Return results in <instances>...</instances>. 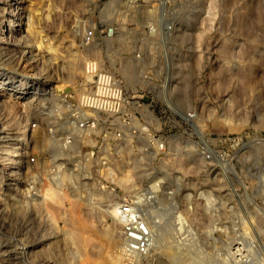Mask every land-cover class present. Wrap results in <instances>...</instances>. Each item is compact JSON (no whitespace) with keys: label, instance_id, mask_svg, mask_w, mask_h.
<instances>
[{"label":"rangeland","instance_id":"obj_1","mask_svg":"<svg viewBox=\"0 0 264 264\" xmlns=\"http://www.w3.org/2000/svg\"><path fill=\"white\" fill-rule=\"evenodd\" d=\"M16 1L21 5L22 15V25H18L22 29L17 38L21 37L32 51L26 58L22 48L17 50L19 62L13 74H16L15 78H32L37 73L34 81H38L43 89H40L41 96L53 90L58 92L59 99L66 91L75 94L74 90L83 87L86 63L98 60L103 68L112 71L123 82L126 91L127 87L135 90L145 102H152L157 108L165 109L167 102L179 111L197 108L195 122L200 135L196 140L209 141L212 147L219 143L217 138L224 131L252 128L255 101L260 109L264 108V0H0V20L7 18V27L1 37L10 31L8 17L14 16ZM111 5L122 12L121 18L115 15V9L107 14ZM89 29H93L95 35L86 43L83 37ZM120 33L126 36L127 42L119 46L117 35ZM128 58H138V67L144 68L142 74L138 73L140 77L134 75L136 79L132 81L131 77L130 82L120 71ZM32 60L34 67L29 69L26 63ZM71 67H75V73ZM4 69L11 72L6 66ZM71 74L76 75L75 80ZM0 93L4 102L0 107V134L4 129L8 131L14 121H28L30 124L33 139L25 168L35 180L33 182L30 178L29 182L35 186L33 191L37 188L48 190L51 185L59 188V184H53L52 178L45 176L53 172L51 167L56 163L51 155L53 144L49 146L55 140L47 142L45 128L47 120L52 122L65 117L64 107L60 111L55 108V112L45 118L46 111L34 113L39 105L36 98L27 106V99L8 89ZM225 100L233 107L231 123L234 124L229 127L222 123L221 104ZM144 116L167 141L166 152H150L152 165L156 166L150 171L155 168L159 171L163 166L164 169L170 168L171 171L167 170L175 175L171 174L165 184L167 187L163 190L167 192L160 196L164 203L159 209L166 213V218L171 213V219L174 218L178 226L184 221L187 223L188 230L181 233L193 240L190 242L193 246L191 255L194 254L200 264H216L219 258L225 259L221 264H235L230 252L241 239L244 249L251 254L249 264H264V160L261 159L264 152L249 147L233 165L221 162L220 167L210 166L201 158L198 144L189 141L183 133L178 116H169L167 112L159 114L157 120L149 112H144ZM110 120V124L102 123L93 134L89 133L91 139L86 142L75 134V130H70L68 124L61 128L59 125L57 138L73 134L78 140L76 151L70 153L77 159L66 160L70 165L68 172L73 170L74 174L63 186L70 193L78 188L87 194L95 182L96 187L104 191L107 188L118 194L123 192L121 195L135 202L138 198L151 203L152 200L145 201L146 186L150 184L148 176H134L138 190L133 196L126 191L127 180L123 184L119 182L127 169L129 157L127 149L121 150V146L128 145V138H136L127 136V115H116ZM34 122H37L36 127L32 128ZM132 144L138 153L139 146H147L145 139ZM258 151L261 152L258 154ZM78 162L81 164L76 165ZM85 163L90 166L89 174L83 168ZM25 171L18 174L20 180L16 178L18 184L14 185L5 177L2 180L0 175L5 193H10L8 189L11 187H18L20 191H17L16 198H23L21 188H25L28 176ZM5 193H1L0 203L6 201L8 207H13L16 200L12 193L7 196ZM2 196L6 199H1ZM105 199L101 203H106ZM86 209H79L77 213L81 214L78 216L93 224L99 234L92 241L85 240V244L80 245L83 247L81 251L68 231L74 226L67 229L69 226L64 225L65 220L62 222L60 210H53L56 224L51 225L50 234H45V239L41 237L43 232L35 233L34 230L43 226L39 220L41 217L33 219L29 236L39 242L35 257L48 259L50 264L104 263L103 256L113 248L107 233L109 226L104 220L106 217L100 215L102 210ZM7 212L0 206V223H4L6 229L13 230L25 221L24 210ZM56 215H61L60 219ZM177 234L180 235L179 231ZM2 260L0 254V262ZM183 260V254L172 257L163 252L157 259H149L147 264H182Z\"/></svg>","mask_w":264,"mask_h":264},{"label":"bare ground","instance_id":"obj_2","mask_svg":"<svg viewBox=\"0 0 264 264\" xmlns=\"http://www.w3.org/2000/svg\"><path fill=\"white\" fill-rule=\"evenodd\" d=\"M19 4L20 3L17 1L14 3L15 5L14 9L16 10L15 12L12 13V15L14 16H12V18L8 17V25L10 27V31L6 35L4 36L2 35L3 37L0 36V92H3L5 89H8V91H10L12 94H17V96L27 99L25 101L27 106L28 104L31 105V103L33 102V99L36 98L38 100L37 102L39 103V105L37 108L34 109V113L35 112L45 113L44 111H46V116H45L46 118L49 114H52L55 112L56 110L55 108L58 109L57 111H60L63 108L62 107L63 103L61 99H59L58 92H54L53 90V91H49L51 95L47 93L46 96L44 95L41 96L42 94L41 90L43 89L40 88V84H38V82L34 81V78L37 73L35 74L33 73L34 76L32 75L33 76L32 78H29V77L15 78L16 74L15 75L13 74V72L15 73L16 65L19 62L16 56V54L18 53L17 50H19V48L20 49L22 48L25 52V54H23V57H26V58L30 57V56H27V54H29L32 51L30 49L31 46L27 48V45H25L26 43L24 42V40H22L21 37L17 38V35L20 34L19 32L22 29V26H18V25H22V15L20 13L21 5L19 6ZM108 8L109 10H107V14H110L111 11L115 9L114 5H111ZM117 10L115 9L116 14L115 13L114 14L117 15L119 18L120 16H122L121 14L122 12L121 11L119 12V10L118 11ZM13 17H16V20H19V22H15V20H13L14 19ZM6 20L7 18H4V17H2V19L0 20V34H2V32H5V26L7 27ZM125 37L126 36H123L122 33L117 35L119 46L127 42V40L125 41ZM21 59L23 60V58ZM137 59L136 58L126 59L125 64L122 66L120 70L121 73L123 74V77H125L127 81L129 82L131 81V77L133 81V79H136L135 77L137 75L139 76L138 73L142 74L144 71L143 67L142 68L138 67ZM110 60H111V64L114 65L115 64L114 60L111 58ZM34 63L35 62L32 60L28 64L26 63V65L28 68L29 67L32 68L34 67ZM4 66L9 68L11 72L9 73L8 70H5ZM70 70L73 71L74 73L76 72L75 67H73ZM71 75H72V79H74L76 76L73 74ZM134 75L135 77H133ZM84 76L85 78L83 80L84 81L83 87L81 85V87L79 88L80 90H74L76 93L73 94L74 97L72 98L71 101L76 100L83 92H86L89 89H91L92 82H93L92 76H89L86 74H84ZM3 103L4 102H3V99H1V93H0V107L3 106ZM57 119H58V125H60V128L63 127L64 121H59L60 118H57ZM29 125L30 124L28 121H22V122L14 121L10 125L8 131L4 129L2 130V133L0 134V175L1 173H3V170L6 169L4 170V174L1 175V179L5 177L13 185L18 184L16 180H18L19 178L17 176H19L18 174H21V172L24 171V169L26 170L25 171L26 176L29 173L28 169L25 168L28 163L29 155H30L29 144L33 139V137L31 136V129ZM32 128H33V124H32ZM75 134L77 136H80L84 142L90 141L89 139H91V136L89 137V131L77 129L75 130ZM76 139H75V143L69 145L68 147H64L63 144H61V142L57 140L54 143L49 144V146L53 144V149H52L53 152L51 150L50 151L52 152L51 155L55 157L53 158L54 159L53 161L56 163H55V170H53V172H50L52 174L50 175V173H48L47 171L46 173L48 174L45 176L46 178L48 177L52 178L53 184L54 183L59 184V188L57 189L53 188V186L51 185L50 188L47 187L49 188L48 190L47 189L42 190V189L37 188L36 190L33 191L32 188H35V186L34 184L33 185L29 184V182L31 181L30 178H32L33 182L35 180L33 179V176L28 175L27 177L25 176L27 178L26 186L24 184L25 188H21L23 189L22 192L24 193V196H23L24 200H22L23 198L22 199L16 198V195H17L16 193L17 191H20V188L19 190L17 189L18 187H16V189L13 187L8 189L10 193H12V198L16 200L17 202V203H14L13 207L14 206L17 207L18 210L19 209L24 210L26 214V218H25V221L21 223V226H17L13 230L6 229L4 223H0V254L2 258L4 259L2 260V262H0V264H50V260L48 259H42V258L38 259L35 257L36 256L35 248L37 247V244L39 242L38 243L34 242V240L30 238L29 233L31 229L33 228L32 227L33 219L41 217L39 218V220L43 223V226L40 228L38 227L39 229H34V230H35V233L43 232L41 234V237L45 239L46 238L45 234L50 232L49 229L51 228V225L56 224V219H57V218L55 219L56 213L53 214V210L55 209H58L61 211L62 216L61 215L60 216L61 218L63 217L62 222L64 223V220H65V222L67 223H65L64 225L69 226L67 227V229L70 228V225L74 226L73 228H70L68 230L71 233L68 232L66 229L65 230L66 232L70 233L71 235L70 238L75 244H77V247L79 246L80 248V245L83 246L85 244V240L86 242L92 241L94 237L96 236V234H99V231L96 227H94L93 224L90 225V222L86 223L87 220L85 221L84 218H82L84 222L80 219L81 216L79 215L80 216L79 217L78 213L80 212L79 209L81 208L102 210V212H100L101 213L100 215L101 217H104V216L106 217V219L104 220L109 226V231L107 233H109L111 237L109 242L113 246L112 251L103 256L104 263L102 264H119L120 250L122 248L124 240H123L122 233H121V229H122L121 222L116 216V209H117V206L121 202L125 201L126 198L123 195H121L123 192L121 194H118L117 192L113 190H108L107 188H106V191H104L101 189V187H96L95 182H92L93 185L87 191V194H83V192H80L81 190L80 189L78 190V188H76L77 191L73 193H70L67 191V189H65V187L63 186L64 185L63 183L67 179H70L71 176L74 174L73 170L68 172L70 165L68 166V161L66 160L74 161L77 159V157L70 154L72 151H76L77 149L78 140L76 141ZM124 149H127V153L129 157H128V161L125 167V169L126 168L127 169L126 170L123 169L125 170V173L123 174L122 177L120 176L119 182L123 184V182L127 180V188H126L127 193L133 196L138 190L137 187H135V182L133 181V178L135 175L148 176L147 180L148 182H150V184L146 186V190L147 188L148 190L146 192L147 194L145 198L147 199H145V201L149 200L150 202V200H152V202L144 203L141 199L138 200V198L136 200V203L141 209V212L143 213V215L145 216L148 222V225L150 227V230L152 232V235H153V246H152V249L150 252V258H149L150 261L154 260V258L157 259V256H159V254L166 252L169 256H172V257H176L177 254H183L184 260L182 261V264H200L199 263L200 261H198V259L195 256H193L194 254L191 255V252H192L191 249H193L192 248L193 246L190 242L193 241L192 238L188 237L187 235H183V233H181V231L184 232L188 230L189 226L187 225V223H185L184 221L182 226H178L175 223L176 222L175 219L174 218L171 219L172 217L171 213L166 218V213L161 212V210L159 209V208H162V205L164 203L163 200L160 199V196L163 194H166L167 192L163 190L164 187L165 189L167 187L165 184L167 180L171 178V174L173 176L175 175L167 170L169 169L171 171L170 168L164 169L162 168L163 166L160 168L159 171L155 170L156 168L150 171V168L156 167L152 165V160L150 159L151 155H149L150 152L144 151L142 153H138L132 144H128L127 146H121V150H124ZM66 151H69V152H66ZM260 152L261 151H258L257 153L259 154ZM160 163H161L160 164L161 166L162 162ZM80 164L81 162L76 163V165H80ZM72 165H75V162L74 164L72 163ZM83 168L85 169V173L89 174V171H88L90 168L89 164L85 163V165H83ZM13 174L14 176H12ZM21 177L23 178L22 175ZM72 182H74V180H72ZM48 183L50 184V181ZM2 188H3L2 183L0 182V196L2 192L3 194L5 193L4 189ZM160 189H162L163 191L162 190L159 191ZM10 193H5V196L9 195ZM2 197L3 198L1 199L3 200L6 199L4 196ZM104 198H106L105 199L106 203H101V201L104 200ZM154 205H156L157 208H154ZM0 206H2V211L5 209L6 213H8L7 211H10V210H14V211L17 210L13 208L12 206L8 207L9 203L6 201L1 202ZM43 210L46 211L45 214L43 213ZM77 211L79 212L77 213ZM58 216L59 215H56V217ZM60 216L58 217L59 219H60ZM39 220L38 222H40ZM38 225L40 226L41 224H38ZM178 231L180 235L177 234ZM60 236L62 235L60 234ZM48 237H50V235ZM81 248H80V251L83 250V247ZM224 260L225 259L219 258L217 261H215V263L221 264L223 263Z\"/></svg>","mask_w":264,"mask_h":264},{"label":"built area","instance_id":"obj_3","mask_svg":"<svg viewBox=\"0 0 264 264\" xmlns=\"http://www.w3.org/2000/svg\"><path fill=\"white\" fill-rule=\"evenodd\" d=\"M94 35L93 29L87 30L83 37L84 41L91 42ZM85 74L93 78L91 89L73 101H71L74 97L71 90L62 93L61 100L65 117H61L59 121L68 124L67 127L70 130L81 129L92 133L102 123L110 124L111 122H108L111 121L110 117L127 115V136L136 138L134 140L128 138V144L129 142L135 144L141 139H145L147 146H139V153L148 152V150H150L149 152L164 153L166 152V138L159 133V129L155 128L152 122L145 118L144 112H149L154 120L159 118V114L167 112L169 116H178L181 119L183 133L186 134L189 141L198 144L197 150L202 155L201 158L210 166L220 167L221 162L233 165L234 162L240 160L249 147L264 152V124L261 123V121L264 122V108L260 109L257 101L253 106L252 128L236 132L224 131L217 138L219 143L212 147L209 141L205 142L201 136V141L196 140V137L200 135L195 122L197 108L179 111L168 102L165 109L157 108L152 102H145L143 96L135 90L127 87L126 91L123 82L112 71L103 68L98 60H89L86 63ZM227 101L225 100L221 104L222 123L225 127L234 124L231 123L233 107ZM57 121L47 120L48 124L45 128V133L48 132L47 142L58 140L64 147H68L75 139L74 135L63 134L57 138L56 133L59 127ZM36 123H32L33 128ZM262 156L261 159L264 160V154ZM51 170H55V164ZM116 216L121 222V233L124 240L120 250V264H147L153 246V235L138 204L134 199L126 198L117 206ZM237 241H239L237 242L239 245L232 248L230 252L233 261L235 260L234 263L249 264L251 254L244 249L241 239Z\"/></svg>","mask_w":264,"mask_h":264}]
</instances>
